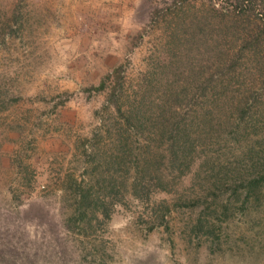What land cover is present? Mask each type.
<instances>
[{"label":"rangeland","instance_id":"374dc122","mask_svg":"<svg viewBox=\"0 0 264 264\" xmlns=\"http://www.w3.org/2000/svg\"><path fill=\"white\" fill-rule=\"evenodd\" d=\"M260 173V0H0V264H264Z\"/></svg>","mask_w":264,"mask_h":264},{"label":"trees","instance_id":"16d2710c","mask_svg":"<svg viewBox=\"0 0 264 264\" xmlns=\"http://www.w3.org/2000/svg\"><path fill=\"white\" fill-rule=\"evenodd\" d=\"M260 1L264 5V0H260ZM260 6H262V4H260ZM249 7H250V11H253V9H254L253 6L252 7L249 6ZM104 87H105L104 83H101L99 86V89H104ZM178 150L180 151V153L184 151V149H182L183 151L181 149H178ZM256 155H257V153H255V156H253V159H257L259 161L260 158H258ZM258 179H259V183L264 184V173L258 174V176L253 178V181L258 182ZM155 185H156V187L154 186V188L158 189V191L162 190L164 192H167V186L169 185V181H166L165 178L159 174V177H157V182ZM150 187H151L150 184L143 181L142 179H140V180L136 179V181L133 180V182L131 184V191H132L131 194L138 200L143 199L144 201H147L150 198V191H151ZM175 201H178V203L181 202V204L189 203L187 198H184V197H181V199L176 198ZM183 201H187V202H183ZM100 216L105 218L108 216V213L102 211V212H100ZM161 218L164 219V217H161Z\"/></svg>","mask_w":264,"mask_h":264}]
</instances>
